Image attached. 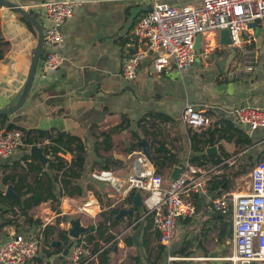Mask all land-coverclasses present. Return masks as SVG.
<instances>
[{"label":"crops","instance_id":"0c3cea01","mask_svg":"<svg viewBox=\"0 0 264 264\" xmlns=\"http://www.w3.org/2000/svg\"><path fill=\"white\" fill-rule=\"evenodd\" d=\"M6 1L23 9L44 29L49 21L41 5L59 0ZM76 1L78 5L72 17L62 25L63 43L53 49L63 58L62 64L48 79H43L39 63L23 107L10 118H0V128L12 125L24 136L23 146L0 161V191L7 196L10 190L15 195L11 197L17 196L16 182L5 179L14 174H26L23 169L26 162L46 169L51 162V155L47 154L52 145L51 137L58 133L75 136L84 143L85 164L79 178L72 182L71 190L57 205L58 212L51 209L50 202L40 203L28 212V218L33 222L30 223L20 216L17 207L11 209L9 203L1 202L0 245L13 232L36 238L42 226L55 228L54 235L59 227L66 232V218L80 217L81 225L94 227L82 236L88 238L90 251L93 254L107 252L108 262L104 264H165L158 252L157 233L151 218L145 217L143 204L134 207L138 194L143 202L141 192L124 194L123 189L117 190L108 182L93 180L91 175L111 171L123 185L134 172V158L141 154L152 164H144V167L161 175L165 183L170 181L176 168H183L186 162L208 172L210 182L225 178L221 194L228 188L231 171L233 176L248 174L249 177L250 171L241 170L239 166L244 161L254 166L264 160V128L248 129L237 121L232 111L240 106L264 108V21L254 30L255 62L248 73L236 70L241 66L240 52L228 45L226 35L219 31L200 37L195 61L188 70L156 73L148 58L137 77L126 81L121 70L130 32L139 19L151 11V0ZM160 1L171 6L201 2ZM37 41L38 33L28 21L15 9L0 5V110L9 109L18 101ZM186 103L210 116V126L202 130L185 126L180 121V113ZM166 127L168 130L164 135L162 131ZM109 133V147H106L104 135ZM150 136L154 140L149 144ZM46 139L50 145L39 146ZM244 140H250L251 145L245 146ZM117 141L123 143L122 149L116 146ZM161 144L175 156L156 155L157 167L152 157L154 149ZM33 147L38 148V158L30 156ZM145 147L150 160L144 153ZM58 155L69 164L75 154ZM105 164L108 169L102 168ZM29 175L34 176V173ZM27 183H32L30 178ZM240 190L236 183L231 192ZM212 195L210 191L195 195L196 216L178 219L174 241L176 252L180 253L188 245L186 252L191 253L188 257H207L208 253L220 248L216 237L221 232L219 220L226 219L213 210L212 200L216 197ZM105 197L108 200L104 201ZM80 208L85 211L78 213ZM120 209H131L133 215L117 221V214L112 212ZM203 211L205 215L198 222L197 216ZM60 213L65 215L60 216ZM36 222L40 224L36 226ZM202 222L208 229L205 239L199 229ZM53 240L47 246L50 247ZM56 250L50 248L48 257L39 252L27 264H67L66 258H59L61 253ZM152 252L156 258L151 256Z\"/></svg>","mask_w":264,"mask_h":264},{"label":"built area","instance_id":"2783aa9c","mask_svg":"<svg viewBox=\"0 0 264 264\" xmlns=\"http://www.w3.org/2000/svg\"><path fill=\"white\" fill-rule=\"evenodd\" d=\"M152 8L141 17L130 32L126 45L127 53L121 76L126 81L134 80L142 64L150 58L156 73L175 70L184 72L196 57L195 39L207 33L228 30L230 46L240 52L239 73L252 71L255 62V34L258 24L264 21V0H201L199 4L171 6L160 0H151ZM76 0L44 2L41 7L49 25L43 29L41 77L48 79L63 62L53 49L63 43L62 25L72 17ZM232 113L237 121L254 131L264 128V108L240 106ZM180 121L194 130H202L212 123V118L203 110L186 103L180 113ZM23 133L18 129L0 128V161L12 156L23 146ZM43 140L39 146L48 147ZM134 172L122 185L111 171H98L91 178L108 182L117 190L129 193H144L145 217H150L157 233L158 252L165 264H208L203 256L188 257L174 249L177 236V221L194 218L197 214L193 197L206 194L210 189L209 173L201 167L186 162L180 168L178 178L164 182L161 175L147 169L148 160L136 155ZM152 165V164H151ZM125 185V188H123ZM213 210L231 223V250L218 260L222 264H264V160L257 162L249 172V185L245 190L223 193L212 200ZM83 208L78 209L82 213ZM64 216L65 213H60ZM36 238H28L15 232L0 245V264H27L39 253L43 241L42 231ZM101 252V251H100ZM83 237L72 240L67 254V264H97Z\"/></svg>","mask_w":264,"mask_h":264},{"label":"trees","instance_id":"16d2710c","mask_svg":"<svg viewBox=\"0 0 264 264\" xmlns=\"http://www.w3.org/2000/svg\"><path fill=\"white\" fill-rule=\"evenodd\" d=\"M40 63V62H39ZM2 118V117H0ZM7 129H14L12 125H9ZM29 132L25 131V135H28ZM110 138V133L104 135V143L106 147H109L107 139ZM52 145L47 151V154L51 155V162L46 169H43L39 164H32L26 162L24 165V171L26 174H14L12 177H6V180H9L14 183V189L16 192V197L5 196L3 192L0 191V203L7 202L11 209L17 207L20 213V216L28 219V222L33 223L31 219L28 218V212L40 203L50 202L51 209L55 212H58L57 205L59 204L61 198L65 196L71 190V184L74 180L78 179L80 176V171H82L85 164V146L84 143L77 137L65 134L58 133L56 137H51ZM243 144L245 146L251 145L250 140H244ZM69 152L75 154L68 164L66 163L58 154ZM169 154L171 157L175 155L170 153L169 149L165 145H160L154 149V154L152 157V162L159 167V162L157 161L156 155L158 154ZM103 169H108L107 165L102 166ZM29 173H34V176H30ZM239 176L235 174L234 177ZM31 179L32 183H27V180ZM45 178V179H44ZM226 181L225 178L220 181H211L210 182V192L212 197H219L222 193L221 185ZM117 210L113 211L112 214L116 215ZM103 216V214H102ZM225 218V217H223ZM228 222L230 223V218L227 217ZM220 223L224 221L219 220ZM39 222H36V226L39 225ZM200 231L202 238H206L208 229H206V223L202 222L200 225ZM55 228L52 226H45L42 231V238L45 243H49L50 238L54 235ZM58 235L57 240L60 242V247L57 248L58 254L62 253L63 249L68 245H71L72 240L67 237V233L64 231H57ZM188 245L185 248L180 250V253L183 255H190L191 253L186 252ZM107 252L102 251L98 254L97 258L99 263L104 264L108 262L105 258ZM101 257L104 259L101 260Z\"/></svg>","mask_w":264,"mask_h":264},{"label":"water","instance_id":"95a60500","mask_svg":"<svg viewBox=\"0 0 264 264\" xmlns=\"http://www.w3.org/2000/svg\"><path fill=\"white\" fill-rule=\"evenodd\" d=\"M0 5H2L3 7L9 8V9H15L26 21H28L37 31L38 33V41H37V46L36 49L33 53L32 59H31V63L29 66V71L27 74V78L25 81V85L23 88V91L18 99V101L16 102V104L14 106H12L9 109H2L0 110V117H7L10 118L12 115H14L17 111H19L28 95L30 92V89L32 87L33 84V80H34V76L37 70V66L39 64L41 55H42V50H43V28L42 26L35 20L33 19L27 12L23 11V9H21L20 7H18L17 5H14L6 0H0ZM249 27H257V24H250ZM222 33H224L226 35V43L228 45H230V37H229V32L228 30H221ZM200 39V36H197L195 39V49L196 51L198 50V46L197 43ZM38 148L33 147L30 151V156L33 158H38V152H37ZM144 153L147 155L148 159L150 160V157L148 155V150L145 147L144 148ZM180 168L177 167L176 171H174V173L171 176V180H174L176 178H178L179 174H180ZM7 196H15L11 193L10 190L7 191L6 193ZM142 203L140 201V195H137V202L134 204L135 208L141 207ZM133 215V211L131 209H120L118 210L117 215L115 216V219L117 221H119L122 217H131ZM205 215V211L202 212V214L200 216H197V221L199 222L201 220V218ZM66 223L68 224V227L66 229V233H67V237L71 240H77L79 238H81L84 235H87L88 233H90L91 231L94 230L93 226H89V227H85L83 225H81V219L80 217H76V218H72V217H67L66 218ZM197 226V224L195 225V227ZM136 236L133 237V239H135ZM60 246V242L58 240H54L51 242L50 247L51 248H58ZM71 245H68L60 254L59 258H63L66 257L69 249H70ZM39 252L41 254L46 255L47 257L50 256L51 251L50 248L46 247V244L44 241H41L39 244ZM224 253V247H220L218 250H215L213 252H210L207 254V258L210 260L211 264H222L221 261H219L218 259L222 257ZM200 256V255H199ZM82 263L84 264H88L86 263L85 259H82ZM251 264H255V263H251Z\"/></svg>","mask_w":264,"mask_h":264},{"label":"rangeland","instance_id":"374dc122","mask_svg":"<svg viewBox=\"0 0 264 264\" xmlns=\"http://www.w3.org/2000/svg\"><path fill=\"white\" fill-rule=\"evenodd\" d=\"M162 129V128H161ZM167 130H168V127H166L165 128V130L164 131H162V133L164 134L165 132H167ZM151 133H155L154 131H152ZM157 133L158 134H160V131H157ZM162 134V135H163ZM161 135V136H162ZM165 135V134H164ZM149 140H148V143L150 144V141L151 140H154V138L152 137V136H150L149 138H148ZM116 146L118 147V148H120V149H122V147H120L123 143L122 142H119V141H117L116 143ZM244 164H242L241 166H239V167H241L242 169L241 170H245V171H250L251 170V168L253 167V166H251V164H250V162L248 161V162H243ZM237 166V165H236ZM238 166H237V169H240ZM233 171H236V170H233ZM210 175V174H209ZM228 178H229V183H228V188L227 189H225L224 191H223V193H229V192H231L235 187H236V183H237V187L239 188V189H241V190H245V188L248 186V184H249V177H248V174H246V175H243V176H239V177H237V178H234V176L232 175V171H231V173H229L228 174ZM238 180V181H237ZM237 181V182H236ZM95 192V191H94ZM141 194H142V196H143V198H145V196L146 195H144V193H142L141 192ZM104 201H106V200H108L106 197L103 199ZM100 201H102V199H100ZM102 203H103V201H102ZM63 219V218H62ZM225 219H226V221H224V223L222 224V225H220L221 226V229H220V233H218L217 234V239H218V244H219V247H224V254L226 255V254H228L229 252H230V250H231V224L227 221L228 219L225 217ZM61 228L59 227L57 230H56V232L57 231H59ZM57 238H58V235H57V233H55V235H53L52 237H51V239H54L55 241L57 240ZM50 239V240H51ZM53 240V241H54ZM85 240H86V242L88 243V238H85ZM50 242V241H49ZM46 244V247H48V248H51V247H49V246H47V244L49 245V243H45ZM109 246V245H108ZM104 247V246H103ZM106 248V247H105ZM105 248H103V249H105ZM102 249V250H103ZM97 250V249H96ZM93 251H95V249L93 250ZM205 254V253H204ZM151 256L152 257H154V258H156L157 256L152 252V254H151Z\"/></svg>","mask_w":264,"mask_h":264}]
</instances>
